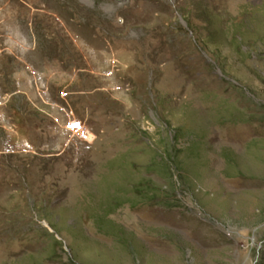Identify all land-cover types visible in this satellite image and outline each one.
I'll return each mask as SVG.
<instances>
[{"label": "rangeland", "instance_id": "1", "mask_svg": "<svg viewBox=\"0 0 264 264\" xmlns=\"http://www.w3.org/2000/svg\"><path fill=\"white\" fill-rule=\"evenodd\" d=\"M0 264H264V0H0Z\"/></svg>", "mask_w": 264, "mask_h": 264}, {"label": "built area", "instance_id": "2", "mask_svg": "<svg viewBox=\"0 0 264 264\" xmlns=\"http://www.w3.org/2000/svg\"><path fill=\"white\" fill-rule=\"evenodd\" d=\"M68 127H69V129H71L73 131H77V132H81L83 130L80 122L75 120V119L70 120L68 122Z\"/></svg>", "mask_w": 264, "mask_h": 264}]
</instances>
